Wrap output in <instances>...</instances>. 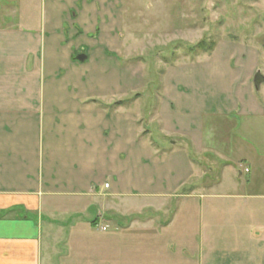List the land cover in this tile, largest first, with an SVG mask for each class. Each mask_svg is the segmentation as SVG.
<instances>
[{"label":"crops","instance_id":"obj_1","mask_svg":"<svg viewBox=\"0 0 264 264\" xmlns=\"http://www.w3.org/2000/svg\"><path fill=\"white\" fill-rule=\"evenodd\" d=\"M123 2L0 0V264H264V73H168L143 129L110 70Z\"/></svg>","mask_w":264,"mask_h":264},{"label":"rangeland","instance_id":"obj_2","mask_svg":"<svg viewBox=\"0 0 264 264\" xmlns=\"http://www.w3.org/2000/svg\"><path fill=\"white\" fill-rule=\"evenodd\" d=\"M123 8L125 14L122 28L117 31L118 39L107 47L112 49L108 56L115 62L110 70L120 77L121 100L140 94L137 101L143 108V129L159 130L157 125L148 124L149 106L154 107L158 102L157 90L168 73L167 82L173 81L174 85L177 78L173 73L243 74L252 70L264 73V0H124ZM83 38L84 35L71 31L63 45L75 42L96 57L98 49L94 48L97 47L86 45ZM99 59L98 56L93 64H98ZM104 66L108 68L107 63ZM130 107H126L129 113L140 111ZM129 125H122L125 133L131 129ZM121 161L123 172L129 160L122 158ZM105 183L113 184L111 178ZM114 210L115 218L107 221L113 218L121 226H127L132 217L146 219L157 214L150 210L130 215L125 206H120V212L115 207ZM96 212L97 207L89 206L86 212L82 209L74 213L80 218L95 220ZM173 213L164 212L160 217L164 219ZM109 225L112 228L113 224Z\"/></svg>","mask_w":264,"mask_h":264},{"label":"water","instance_id":"obj_3","mask_svg":"<svg viewBox=\"0 0 264 264\" xmlns=\"http://www.w3.org/2000/svg\"><path fill=\"white\" fill-rule=\"evenodd\" d=\"M87 56L84 55V54H80L76 57V59L80 62H84L86 60ZM259 73V72H258ZM262 77L260 75H257L256 78H255V83L257 86H259L262 82Z\"/></svg>","mask_w":264,"mask_h":264},{"label":"trees","instance_id":"obj_4","mask_svg":"<svg viewBox=\"0 0 264 264\" xmlns=\"http://www.w3.org/2000/svg\"><path fill=\"white\" fill-rule=\"evenodd\" d=\"M93 224H96V221H95V222H93Z\"/></svg>","mask_w":264,"mask_h":264},{"label":"built area","instance_id":"obj_5","mask_svg":"<svg viewBox=\"0 0 264 264\" xmlns=\"http://www.w3.org/2000/svg\"><path fill=\"white\" fill-rule=\"evenodd\" d=\"M246 172H248V170H246Z\"/></svg>","mask_w":264,"mask_h":264}]
</instances>
